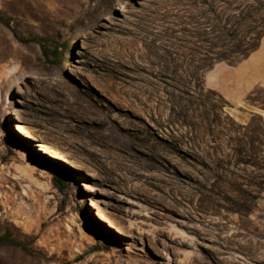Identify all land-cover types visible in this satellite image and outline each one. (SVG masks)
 Here are the masks:
<instances>
[{
	"label": "rangeland",
	"instance_id": "1",
	"mask_svg": "<svg viewBox=\"0 0 264 264\" xmlns=\"http://www.w3.org/2000/svg\"><path fill=\"white\" fill-rule=\"evenodd\" d=\"M262 37L264 0H0V264H264V88L206 83Z\"/></svg>",
	"mask_w": 264,
	"mask_h": 264
},
{
	"label": "crops",
	"instance_id": "2",
	"mask_svg": "<svg viewBox=\"0 0 264 264\" xmlns=\"http://www.w3.org/2000/svg\"><path fill=\"white\" fill-rule=\"evenodd\" d=\"M206 83L234 104H238L251 89L264 88V37L258 48L238 64H214L206 75ZM262 112L264 117V111Z\"/></svg>",
	"mask_w": 264,
	"mask_h": 264
},
{
	"label": "bare ground",
	"instance_id": "3",
	"mask_svg": "<svg viewBox=\"0 0 264 264\" xmlns=\"http://www.w3.org/2000/svg\"><path fill=\"white\" fill-rule=\"evenodd\" d=\"M15 131H16L17 133L21 132V133L24 134V136H26V137H30V135H28V132H26V129H25L23 126H21V124H16V126H15ZM19 134H20V133H19ZM40 146H42V148H44V149H45L46 151H48L49 153H50V152H53L52 150H50V148H47V146H44V144H40ZM58 153H59V152H58ZM54 157L57 158V159H62V160H64V158L61 157L60 154H57V153H55V156H54ZM171 186L174 187L173 184H172ZM101 213H102V212H100L99 210H97V212H96V214L99 216V218H100L101 220L104 221V223H108L109 226L113 228V226H112L110 220H108V218H105L106 216H105V215L103 216V214H101ZM118 232L121 233L122 231H121V230H118Z\"/></svg>",
	"mask_w": 264,
	"mask_h": 264
},
{
	"label": "trees",
	"instance_id": "4",
	"mask_svg": "<svg viewBox=\"0 0 264 264\" xmlns=\"http://www.w3.org/2000/svg\"><path fill=\"white\" fill-rule=\"evenodd\" d=\"M42 47V50H43V52H44V54H45V48L46 47H44V45H41ZM52 54H53V56L55 57V58H59V53H56V52H52ZM0 242H3V243H7V244H11V245H14V246H19L18 245V243H16L13 239H11L8 235H2L1 237H0Z\"/></svg>",
	"mask_w": 264,
	"mask_h": 264
}]
</instances>
